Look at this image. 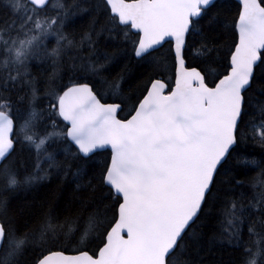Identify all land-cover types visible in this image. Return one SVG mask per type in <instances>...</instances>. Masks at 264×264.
<instances>
[{"label": "snow or ice", "instance_id": "obj_1", "mask_svg": "<svg viewBox=\"0 0 264 264\" xmlns=\"http://www.w3.org/2000/svg\"><path fill=\"white\" fill-rule=\"evenodd\" d=\"M225 8L0 0V264H264V0Z\"/></svg>", "mask_w": 264, "mask_h": 264}, {"label": "trees", "instance_id": "obj_2", "mask_svg": "<svg viewBox=\"0 0 264 264\" xmlns=\"http://www.w3.org/2000/svg\"><path fill=\"white\" fill-rule=\"evenodd\" d=\"M219 2L221 4L226 5V8L222 14L227 16L229 20L238 16V13H237L238 3L236 1H234V0H219ZM73 19L75 20V23L70 24L68 26V28L66 29V31L69 33H73V32L78 33L82 29V27L84 25H86L87 18L81 20V19L74 17ZM228 39L230 41L231 37H229ZM53 44H54V41L52 42V44L49 45V47H52ZM167 47H168L167 45L164 46L165 49ZM163 50L164 49H161V51H163ZM71 54L72 53H69V55H71ZM65 59H67V56L65 57ZM189 60L191 62V57H189ZM122 66H123V63L121 64V67ZM50 70L51 69L48 68L46 65H39L35 61L31 65V71H32L33 75L39 76L41 79H43V77L47 74V72H50ZM119 70H120L119 67L115 69V71H119ZM132 73H133L134 79L129 81L130 85H135L136 83L141 82L144 79V76L142 74V70L133 67ZM167 76H168V73H165L163 78L166 80V82L173 84L174 75H173V78L171 81H167ZM155 78H160V77L158 76ZM40 87H41V90H43V84L42 83H41ZM126 91H127V88H126ZM102 102H113V101L108 100V101H102ZM255 152L257 154V158H259L260 149L256 148ZM255 174H256L255 171H249V172H247L246 176L244 174H241L238 178L239 179H245L246 177L255 176ZM55 183L56 182L53 181L48 187H39V188H35V189L29 190V191H21L17 194V199L15 202L16 203L32 202V201L38 202L40 199H42L45 196L47 191H49L51 188L55 187Z\"/></svg>", "mask_w": 264, "mask_h": 264}, {"label": "water", "instance_id": "obj_3", "mask_svg": "<svg viewBox=\"0 0 264 264\" xmlns=\"http://www.w3.org/2000/svg\"><path fill=\"white\" fill-rule=\"evenodd\" d=\"M234 1H236L238 3V0H234ZM172 85L174 86V78H173V84Z\"/></svg>", "mask_w": 264, "mask_h": 264}, {"label": "bare ground", "instance_id": "obj_4", "mask_svg": "<svg viewBox=\"0 0 264 264\" xmlns=\"http://www.w3.org/2000/svg\"><path fill=\"white\" fill-rule=\"evenodd\" d=\"M51 71V70H50Z\"/></svg>", "mask_w": 264, "mask_h": 264}]
</instances>
